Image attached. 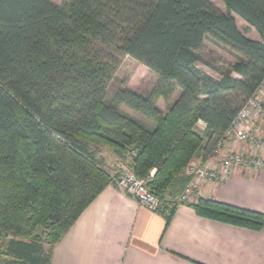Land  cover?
I'll return each mask as SVG.
<instances>
[{
  "label": "trees",
  "instance_id": "1",
  "mask_svg": "<svg viewBox=\"0 0 264 264\" xmlns=\"http://www.w3.org/2000/svg\"><path fill=\"white\" fill-rule=\"evenodd\" d=\"M218 1L224 11L210 0H0V264H50L90 203L117 189L103 148L146 182L165 228L185 204L264 229L259 211L181 200L186 167L209 158L264 78V0ZM207 38L236 58L219 78L197 66ZM124 56L157 76L147 95L121 80L108 96Z\"/></svg>",
  "mask_w": 264,
  "mask_h": 264
},
{
  "label": "crops",
  "instance_id": "2",
  "mask_svg": "<svg viewBox=\"0 0 264 264\" xmlns=\"http://www.w3.org/2000/svg\"><path fill=\"white\" fill-rule=\"evenodd\" d=\"M250 125L264 135V119ZM224 150L251 151L233 137ZM258 153L264 156V149ZM198 191L264 215V172L237 169L225 183ZM50 264H264V229L210 220L185 204L176 207L165 228L160 213L108 185L54 245Z\"/></svg>",
  "mask_w": 264,
  "mask_h": 264
},
{
  "label": "built area",
  "instance_id": "3",
  "mask_svg": "<svg viewBox=\"0 0 264 264\" xmlns=\"http://www.w3.org/2000/svg\"><path fill=\"white\" fill-rule=\"evenodd\" d=\"M253 118L264 119V78L254 95L232 120L223 137L216 143L209 158L204 163L193 160L186 167L184 174L191 180L181 196L184 203H193L201 197L198 191L201 186L225 183L237 169H249L253 173L264 172V156L258 153L264 149V135H259L250 126L249 121ZM229 137L244 141L251 151L224 150ZM117 170V190L144 208L156 211L159 199L147 190L146 182L138 179L124 163L118 164Z\"/></svg>",
  "mask_w": 264,
  "mask_h": 264
},
{
  "label": "rangeland",
  "instance_id": "4",
  "mask_svg": "<svg viewBox=\"0 0 264 264\" xmlns=\"http://www.w3.org/2000/svg\"><path fill=\"white\" fill-rule=\"evenodd\" d=\"M55 4H61L63 0H50ZM215 7L219 10L224 11V6L218 0H210ZM236 19V24L239 30L245 32L246 37L251 39H260V37L253 30H246L245 23L238 17ZM202 61L197 63V66L202 69L208 75L219 78L220 74L226 70V68L235 61V55L230 52L226 47L216 45L210 39H205L204 48L201 52ZM121 80L124 81L125 85L131 90L143 96L147 95L153 85L157 80V76L147 69L144 65L132 59L131 57L124 56L121 59L120 65L116 71L115 77L110 82L108 86V96L111 95L112 89L115 90L122 86ZM179 91L174 94V98L178 95ZM158 105L163 106L159 101ZM121 110L133 117L136 120L144 122L145 124L149 122L142 115L135 113L125 107H120ZM254 119V118H253ZM252 119V120H253ZM250 120L249 123L252 121ZM251 126V125H250ZM253 127V126H252ZM254 128V127H253ZM244 142V141H239ZM245 143V142H244ZM102 157L105 161V166L114 175L118 170V164H121L113 153L107 149L103 148ZM126 163V162H125Z\"/></svg>",
  "mask_w": 264,
  "mask_h": 264
}]
</instances>
